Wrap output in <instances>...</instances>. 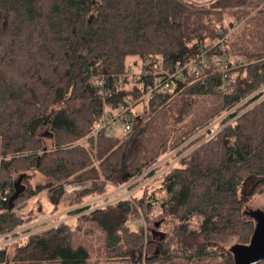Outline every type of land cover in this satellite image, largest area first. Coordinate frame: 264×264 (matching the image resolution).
<instances>
[{
  "label": "trees",
  "instance_id": "obj_1",
  "mask_svg": "<svg viewBox=\"0 0 264 264\" xmlns=\"http://www.w3.org/2000/svg\"><path fill=\"white\" fill-rule=\"evenodd\" d=\"M263 3L0 0V238L20 236L42 193L73 217L1 245L0 264H88L93 247L110 264H232L223 239L248 244L254 229L243 184L264 189ZM120 107L126 133L92 137ZM139 182L137 197L86 205ZM74 184L87 186L65 197Z\"/></svg>",
  "mask_w": 264,
  "mask_h": 264
},
{
  "label": "rangeland",
  "instance_id": "obj_2",
  "mask_svg": "<svg viewBox=\"0 0 264 264\" xmlns=\"http://www.w3.org/2000/svg\"><path fill=\"white\" fill-rule=\"evenodd\" d=\"M186 1L194 3V4H211L215 0H186ZM263 5H264V3H263ZM261 6L259 8H261ZM254 12H256V10H254L253 13ZM231 20H232V18H227V22H230ZM235 31H236V29H234L231 33L235 32ZM226 37H228V35ZM135 60H136L135 58H129L128 59V63H129V65H131V69H130V71H132L131 73H136L138 71V67L132 65ZM137 64H139L138 61H137ZM194 71H196V69ZM195 76L197 77L199 75L195 74ZM224 85H225V83H224ZM261 91L263 92V98H264V88ZM217 127H218L217 125H213L214 130H216ZM45 131H46V129L45 130L42 129L39 131V134H42ZM43 143H44V149L50 150V148L52 147L51 140L44 138ZM175 162H176V159L174 157H172V155H169V156L165 157L159 164H161V166H166L168 163H170V165H172ZM37 179H39V177L34 175V176L30 177L29 181L32 183V185H35V182ZM139 183L140 184L137 187H135L134 189H128V186H130L132 183L129 185H125L123 187L112 186L106 191V194H104L101 197H95L91 200H88L86 202V205L93 207V210H94L97 208L105 207V206L109 205L110 203L115 202L116 200L130 199V198H133L134 196L137 197L139 195L140 190L144 186L143 182L142 183L139 182ZM245 183L247 185V189H244L243 192H241L242 197L244 199V203L242 206V213L244 211H248V210L264 209V189H262L261 187H259V188L257 187V181L256 180H251L248 182L246 181ZM252 185H253V187H252L253 191L250 192V187ZM105 199H107V201H108L107 203H105ZM69 209L70 208H68V206H66V204L64 203L61 206L58 213H56L55 215L52 216L51 215V207H50L49 201L46 198L45 194L42 193V194H39V195L33 197L27 203V206L22 209V212L19 213V216L23 220L24 219H30V222H28L23 228L20 229V235H25L26 233L33 232V231L38 232V231L44 230L48 227H51L52 225H55L57 223L64 222L63 219L68 218L67 214L70 211ZM154 212L157 213V210H154ZM243 216L248 219V217L245 216L244 214H243ZM68 221L69 222L73 221V217L71 219L65 221V222H68ZM144 224L145 223L140 218L137 221L129 223L128 226L132 230H135L138 226H143ZM93 243H95V241ZM236 243H238L236 237L227 236L223 239V242L221 243V245L224 249L228 250L229 247H231L232 245H234ZM156 250L157 249H156L154 244L147 245L145 247L144 255L152 256L154 254V252H156ZM91 251H92V253H91V257H90L88 264H110V263H105L103 260H100L99 262H97L96 261V255L97 254L95 253V248L93 247L91 249ZM112 264H131V263L123 262V263H112Z\"/></svg>",
  "mask_w": 264,
  "mask_h": 264
},
{
  "label": "water",
  "instance_id": "obj_3",
  "mask_svg": "<svg viewBox=\"0 0 264 264\" xmlns=\"http://www.w3.org/2000/svg\"><path fill=\"white\" fill-rule=\"evenodd\" d=\"M20 182L21 177L16 183L15 192L9 200V210L12 209L14 199L25 190ZM242 214L253 222L254 229L248 244L236 243L228 248V252L232 255V264L262 263L264 262V209L248 210Z\"/></svg>",
  "mask_w": 264,
  "mask_h": 264
},
{
  "label": "built area",
  "instance_id": "obj_4",
  "mask_svg": "<svg viewBox=\"0 0 264 264\" xmlns=\"http://www.w3.org/2000/svg\"><path fill=\"white\" fill-rule=\"evenodd\" d=\"M221 43L223 41H220ZM217 68L219 71L224 73L227 71V67L224 61V56L222 55L221 57L218 58L217 62ZM178 75H181V71L177 73ZM195 74H199L198 70L195 71ZM167 81L162 85L165 88L169 86V84H166ZM221 90L225 91V87H221ZM107 115V114H106ZM97 130L92 134V137H95L96 133L99 130L104 129L108 135H114L115 133H126L128 129V114H127V108L125 107H120L117 112H115L114 117H108L106 116L103 118L101 122L97 124ZM87 184H74V185H64V191H65V197L70 196L74 191L80 190L82 188H85ZM4 194H7L5 191ZM5 200V198H4ZM153 205H157V203H154ZM156 214V212H154ZM26 220V219H24ZM142 220V218H141ZM17 233H20V230L17 231ZM31 232L26 233L25 235H20V236H13L15 233L12 234H7L3 237L0 238V246L6 243H10L13 241H16L20 237L26 236L30 234Z\"/></svg>",
  "mask_w": 264,
  "mask_h": 264
},
{
  "label": "flooded vegetation",
  "instance_id": "obj_5",
  "mask_svg": "<svg viewBox=\"0 0 264 264\" xmlns=\"http://www.w3.org/2000/svg\"><path fill=\"white\" fill-rule=\"evenodd\" d=\"M252 187H253V185L250 187V192L253 191ZM244 189H247V185H246V183L243 185V189H242V190H244ZM244 212H246V211H244ZM245 216H246V215H245Z\"/></svg>",
  "mask_w": 264,
  "mask_h": 264
},
{
  "label": "crops",
  "instance_id": "obj_6",
  "mask_svg": "<svg viewBox=\"0 0 264 264\" xmlns=\"http://www.w3.org/2000/svg\"><path fill=\"white\" fill-rule=\"evenodd\" d=\"M68 211H69V210H68ZM68 211H67V212H68ZM67 212H66V213H67ZM71 218H72V216H68V218H64L63 221L65 222V221H67V220H69V219H71ZM68 222H69V221H68Z\"/></svg>",
  "mask_w": 264,
  "mask_h": 264
}]
</instances>
